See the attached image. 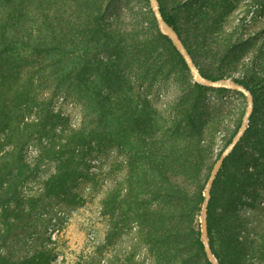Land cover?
Returning a JSON list of instances; mask_svg holds the SVG:
<instances>
[{"label":"trees","instance_id":"1","mask_svg":"<svg viewBox=\"0 0 264 264\" xmlns=\"http://www.w3.org/2000/svg\"><path fill=\"white\" fill-rule=\"evenodd\" d=\"M113 1L0 0V207L8 211L12 203H22L21 185L37 175L43 162L57 166L46 182L48 190L56 192L84 176L80 166L91 151L116 148L127 158L121 205L129 207L133 220L156 244L158 264H211L198 217L210 178L203 164L213 140L207 142L203 124L195 120L206 88L191 84L178 100L177 115L169 120L138 94L134 80H163L173 69L190 72L171 40L161 34L149 0H144L147 23L133 19L124 27L108 19ZM164 1L159 0L164 20L177 31L202 75L214 81L229 78L221 66L240 44L235 32L217 31L211 18H197L181 28ZM235 82L253 95L255 114L257 89L248 80ZM59 94L82 106L78 128L68 127L65 117L53 109ZM246 135L247 131L222 168L238 160ZM31 144L41 151L35 167L25 155ZM245 162L251 165L250 158ZM178 179L188 182L192 192ZM214 196L212 189L210 245L220 264H226L215 249ZM155 201L159 207L151 208ZM9 211L16 215L18 208ZM227 229L232 232L235 226ZM4 238L0 230L1 244ZM227 251L241 253L229 242ZM50 256L44 254L38 263L37 255L13 261L0 249V264H47Z\"/></svg>","mask_w":264,"mask_h":264},{"label":"rangeland","instance_id":"2","mask_svg":"<svg viewBox=\"0 0 264 264\" xmlns=\"http://www.w3.org/2000/svg\"><path fill=\"white\" fill-rule=\"evenodd\" d=\"M164 5L181 28L197 18H211L217 31L235 32L240 41L221 70L229 74L231 82H251L257 89L258 110L248 124L238 160L233 158L220 170L212 188L211 221L215 249L226 264H264V4L256 5L253 0H165ZM147 12L144 0H114L108 19L118 27L133 19L146 24ZM194 82L190 73L173 69L163 80H134V86L169 120L177 115L178 100ZM205 88L195 120L203 124L207 142L213 140L203 164L204 172L211 175L219 155L229 146L228 140L241 127L248 101L234 90ZM53 109L65 117L68 127L81 125L82 106L72 97L57 95ZM40 153L39 145L34 144L25 151L32 167ZM246 157L251 165L245 162ZM126 159L116 148L95 149L80 166L84 176L56 192L49 191L46 182L57 166L43 162L37 175L21 185L22 203H12L8 211L0 207V230L5 234L0 243L2 254L13 261L37 255L38 263L51 253L47 264H158L156 244L133 220L129 207L121 205ZM177 182L182 184V180ZM187 183L182 185L191 193ZM150 205L159 207L156 201ZM15 208L16 215L9 211ZM198 220L200 223V216ZM230 225L235 226L232 232L227 229ZM228 242L237 245L241 253L228 252Z\"/></svg>","mask_w":264,"mask_h":264},{"label":"water","instance_id":"3","mask_svg":"<svg viewBox=\"0 0 264 264\" xmlns=\"http://www.w3.org/2000/svg\"><path fill=\"white\" fill-rule=\"evenodd\" d=\"M150 6L152 9V12L157 20L159 30L161 34L164 36H167L173 45L176 47L178 52L183 57L189 72L191 76L193 77L194 81L204 87L208 88H216V89H229L234 90L237 92L242 93L246 96L248 101L247 110L243 119V123L233 138V141L231 144L225 149V151L221 154L219 159L217 160L212 173L210 175V178L207 182L205 192H204V202L202 206V211L200 215V226H201V239L204 244L205 253L207 255L208 260L211 264H220L219 260L215 256V254L212 251L211 245H210V239H209V227H208V218H209V204L212 198V188L214 186V183L218 177V174L220 170L222 169L226 159L231 155V153L234 151V149L237 147V145L240 143L247 127L250 122V118L254 112V98L253 95L249 90H247L243 85L231 82L227 79H222L219 81L210 80L202 75V73L199 71V69L196 67L194 60L190 53L188 52V49L186 48L185 44L183 43L182 39L180 38L177 31L172 28L169 24L166 23V21L163 18L159 0H149Z\"/></svg>","mask_w":264,"mask_h":264}]
</instances>
